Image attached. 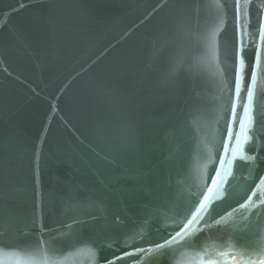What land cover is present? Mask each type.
I'll use <instances>...</instances> for the list:
<instances>
[{
  "label": "water",
  "instance_id": "1",
  "mask_svg": "<svg viewBox=\"0 0 264 264\" xmlns=\"http://www.w3.org/2000/svg\"><path fill=\"white\" fill-rule=\"evenodd\" d=\"M233 4L0 0V250L35 247L37 180L44 194L43 222L53 229L45 241L59 264H103L113 238L145 237L119 248L124 251L174 231L214 175L231 121ZM246 31L247 63L253 26ZM178 60L181 71L169 82ZM257 90L259 101L264 76ZM242 115L238 106L237 117ZM252 135L260 149L255 173L264 174L259 115ZM244 150L255 154L252 144ZM232 173L234 189L248 183L244 161L237 159ZM248 240L259 237L233 227L212 228L185 251L194 260L206 246L231 243L244 251ZM89 247L95 260L83 251ZM16 261L0 251V264Z\"/></svg>",
  "mask_w": 264,
  "mask_h": 264
},
{
  "label": "snow or ice",
  "instance_id": "2",
  "mask_svg": "<svg viewBox=\"0 0 264 264\" xmlns=\"http://www.w3.org/2000/svg\"><path fill=\"white\" fill-rule=\"evenodd\" d=\"M180 2L186 3L187 0H180ZM252 9L255 11L253 12ZM233 12L236 42L231 53L234 58L233 87L230 89L231 121L226 125L222 155L214 161L218 165L213 169L214 175L201 186L196 203L177 223L174 231L167 232L160 241L149 242L147 246L138 245L124 251H120L119 248L127 249L132 243L144 240L145 237L138 234L122 242L113 238V243L107 245L112 254L103 257V264H117L118 261L121 264H143L145 260L149 261V264H161L164 259L171 261L172 264H264V247L259 246L264 244V174L255 173L260 149L253 144L252 135L257 124V116L264 119V93H260L258 101L257 90L258 80L264 76V3L256 4L255 0H234ZM253 20H255L254 24ZM250 24L254 29L253 52L249 62L246 63L248 47L246 30ZM217 36L218 33L213 32L210 37L214 59L217 58ZM181 67L182 63L178 60L168 75L169 82L174 81ZM245 75H247L246 86ZM242 91L244 92L243 100L241 99ZM238 106L243 113L241 118L237 117ZM234 125L238 128L235 133ZM233 140H235V147H230ZM256 140L258 141L259 137H256ZM249 144H252L255 154L245 152L244 149ZM260 158L264 159V156ZM237 159L249 165V174L245 177L248 183L238 190L229 184V177L233 174L232 168ZM34 197L31 223L36 230L34 232L35 247L32 249L15 247L11 251L6 248L0 251L4 255L16 257V264H59L49 256L48 244L45 241V233L53 229L45 228L43 222L44 194L38 180ZM233 201L235 206L232 204ZM213 205H216L215 209ZM117 222H119L118 217ZM74 223L86 225L87 222L75 220ZM228 227L238 228L240 232L252 231L259 240H248L244 251L234 250L231 243L227 247L209 245L197 252L194 260L188 259L185 249L195 243L196 237L201 232L206 233L212 228ZM113 244H117V247L114 248ZM247 249L254 251L249 252ZM83 251H86L93 260L96 259L97 253L93 248L89 247ZM237 256L240 257V261L236 260Z\"/></svg>",
  "mask_w": 264,
  "mask_h": 264
},
{
  "label": "bare ground",
  "instance_id": "3",
  "mask_svg": "<svg viewBox=\"0 0 264 264\" xmlns=\"http://www.w3.org/2000/svg\"><path fill=\"white\" fill-rule=\"evenodd\" d=\"M236 260H237V261H240V257H239V256H237V257H236Z\"/></svg>",
  "mask_w": 264,
  "mask_h": 264
}]
</instances>
